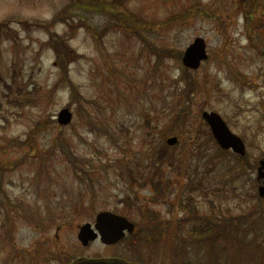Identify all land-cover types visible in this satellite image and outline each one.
Wrapping results in <instances>:
<instances>
[{"label": "rangeland", "instance_id": "374dc122", "mask_svg": "<svg viewBox=\"0 0 264 264\" xmlns=\"http://www.w3.org/2000/svg\"><path fill=\"white\" fill-rule=\"evenodd\" d=\"M71 1L0 0V21L9 20L0 35V264L114 254H140L147 264H264V197L256 178L264 155V0H101L109 7H71L66 22H56ZM49 29L77 53L66 57L72 89L61 81ZM198 36L210 56L187 70L180 53ZM185 75L200 83L187 134L208 128L199 116L216 110L244 138V159L205 137L201 148L188 146L187 134L171 124ZM66 106L73 120L62 125L57 116ZM171 135L181 141L168 145L158 164L168 187L156 196L131 174L144 179ZM124 197L135 201L132 209ZM148 207L181 221L156 244L138 239L136 251L129 238L87 246L78 239L79 227L94 223L101 209L143 228ZM202 218L237 221L207 240L193 233Z\"/></svg>", "mask_w": 264, "mask_h": 264}, {"label": "trees", "instance_id": "16d2710c", "mask_svg": "<svg viewBox=\"0 0 264 264\" xmlns=\"http://www.w3.org/2000/svg\"><path fill=\"white\" fill-rule=\"evenodd\" d=\"M115 2L122 4L123 1L122 0H112L110 3H111V5L114 6ZM256 3H258V2H256ZM106 5H107V2L101 1V0H91V1L73 0L64 7L62 12L59 13L60 15H57L56 17H54V20L58 19L56 22H58L60 20H65V22H66V19H65L67 17L66 13L68 12V10L71 7L87 8V6H92V7H97V8L99 7V8L105 9ZM250 5L253 6V3ZM248 17H249L248 14H246V18H248ZM23 22L27 23L26 21H23ZM8 24H9V20L0 21V35L4 30H6ZM34 24H39V22H36ZM83 25H89V24L87 22H85ZM49 34H50L49 44L51 45V47L54 49V51L56 53L57 62L61 66L60 72H63V74H65L64 76L67 77V79L65 80L63 78L64 77L63 76L61 78V81H67L69 86L72 89V87H75V86L73 85L72 80L69 78V76H67L68 68L66 65V57L68 56L69 58H71L70 55H74L77 53H76L75 49L73 47H71V45H69L68 39L65 38L64 35H60V34L58 35L52 29H49ZM151 49H152V51L154 50L155 53H162L165 55L171 54V52H172V49H165V50L161 51L155 46H152ZM181 79L183 80L184 85L181 89H179V92L175 94V96L178 97L179 99L177 100L178 103H174L172 105L173 115H172V119H171V124L174 126L178 125L179 132L182 135L183 134L185 135L188 132L186 128H187L188 122L191 118L190 111H191V102L193 101L192 95L198 91L200 83L196 80V78L194 76L185 75ZM58 83H59V81L56 83V85ZM13 103L19 104V103H21V100L15 99V101ZM199 119H200L201 125L205 124V122L203 121L201 116H199ZM50 122H53V121H50ZM180 123H182V124H180ZM203 137L207 138L208 141L213 140L208 128H204V127L200 126V127H196V129L193 132L187 134V136L185 137V141H186V144L188 146H191V144H198V147L201 148V146H203V141H204V140L201 141V139ZM25 142H27V141H24L23 144H25ZM167 146L168 145L165 144V146H161L158 149V152L156 153V156H155V160L152 163L153 164L152 167L158 166L159 163H161L163 160H165V158L167 157V154H166ZM218 150L221 152H226L224 149H222L220 147H218ZM64 152L67 153L68 148ZM146 167H150L149 163L146 164ZM151 174H152V172L149 173V176L147 177V179L149 181H151V183L153 184L157 195L163 194L164 189H162L163 186L161 185L162 180L157 178V172H154L152 175ZM97 179L100 182L99 177ZM1 188L3 189L2 186H0V189ZM181 200H182L181 197H179V201H181ZM190 201L191 200H189L187 202V206L191 205ZM126 206H127V208L130 209L134 205H133V203L131 204V202H126ZM192 209H194L193 205H192ZM155 214L159 215V213L156 211L148 210V214L145 215V218L148 220L149 228H150V225H152L150 230L151 229H157L158 231H162L165 228V226H167L166 224L168 223V221L166 222L165 226L162 227L161 226L162 225V218H160L159 216L156 217ZM236 221L237 220L234 221V224H236ZM234 224L231 222H227V221L221 222L220 220L218 222H212L211 220H206V219L202 218L199 225H198V229L194 226L193 233H196L199 235L215 234V236L216 235L218 236L221 233V231H225L229 225H234ZM134 238H132V239H134ZM154 238L159 239L158 237H154ZM132 239H131L130 243L133 245L134 243L132 242ZM145 239H146L145 242H147L149 244L153 243L151 238L146 237ZM185 264H192V263L189 261V262H186Z\"/></svg>", "mask_w": 264, "mask_h": 264}, {"label": "water", "instance_id": "95a60500", "mask_svg": "<svg viewBox=\"0 0 264 264\" xmlns=\"http://www.w3.org/2000/svg\"><path fill=\"white\" fill-rule=\"evenodd\" d=\"M206 41L203 37L198 36L192 41L184 50L182 61L187 67L197 68L201 61L208 57ZM203 117L210 125L211 131L224 148H232L234 151L244 154L246 152V145L241 136L233 132L225 119L216 111L205 110ZM72 119V111L68 107L62 108L58 113V120L60 123H69ZM177 136H171L167 139L168 143L173 144L177 142ZM264 168V160H261L259 166V176H262V169ZM263 188V187H261ZM264 193V188L261 189ZM134 223L127 217L114 213L109 210H102L96 216L94 227L90 222L84 223L80 227L78 237L84 245L89 244L90 241L97 238L100 234L101 240L106 243H114L119 241L125 234V229L129 231L134 230ZM96 228V229H95ZM71 264H141L137 262H128L123 258L109 257V258H88L79 257Z\"/></svg>", "mask_w": 264, "mask_h": 264}, {"label": "flooded vegetation", "instance_id": "af4514ba", "mask_svg": "<svg viewBox=\"0 0 264 264\" xmlns=\"http://www.w3.org/2000/svg\"><path fill=\"white\" fill-rule=\"evenodd\" d=\"M259 183H264V178H262V179L259 181Z\"/></svg>", "mask_w": 264, "mask_h": 264}]
</instances>
